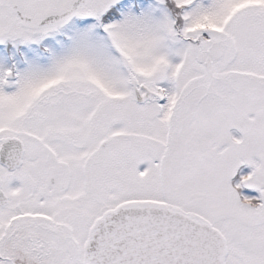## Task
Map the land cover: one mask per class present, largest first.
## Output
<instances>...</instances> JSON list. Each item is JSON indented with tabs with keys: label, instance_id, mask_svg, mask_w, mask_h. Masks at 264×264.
<instances>
[{
	"label": "snow or ice",
	"instance_id": "snow-or-ice-1",
	"mask_svg": "<svg viewBox=\"0 0 264 264\" xmlns=\"http://www.w3.org/2000/svg\"><path fill=\"white\" fill-rule=\"evenodd\" d=\"M0 264H264V0H0Z\"/></svg>",
	"mask_w": 264,
	"mask_h": 264
}]
</instances>
